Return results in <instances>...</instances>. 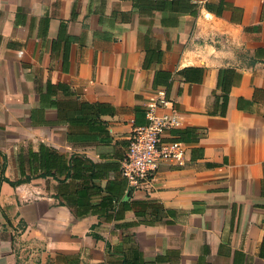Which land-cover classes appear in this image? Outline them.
I'll return each mask as SVG.
<instances>
[{"label":"crops","instance_id":"1","mask_svg":"<svg viewBox=\"0 0 264 264\" xmlns=\"http://www.w3.org/2000/svg\"><path fill=\"white\" fill-rule=\"evenodd\" d=\"M159 89L186 159L123 202ZM133 258L264 264V0H0V264Z\"/></svg>","mask_w":264,"mask_h":264},{"label":"built area","instance_id":"2","mask_svg":"<svg viewBox=\"0 0 264 264\" xmlns=\"http://www.w3.org/2000/svg\"><path fill=\"white\" fill-rule=\"evenodd\" d=\"M145 116L147 124L131 135L127 154L120 166L121 175L133 190L146 185L162 162L181 165L186 159V144L167 135L182 126V120L174 101L164 89L157 90L147 102Z\"/></svg>","mask_w":264,"mask_h":264},{"label":"trees","instance_id":"3","mask_svg":"<svg viewBox=\"0 0 264 264\" xmlns=\"http://www.w3.org/2000/svg\"><path fill=\"white\" fill-rule=\"evenodd\" d=\"M94 166H97L98 168H99V171H102V166H100V165H94ZM99 189H100V191H101V189L102 188H100V187H98ZM106 191L108 192V195H107V200H113V199H115V198H117L118 197V195H119V190H118V188L115 186V187H113V186H111V185H108L107 187H106ZM134 190L132 189V188H130L129 187V189H128V193H127V198L129 197V194H132V192H133ZM80 198L81 199H84L85 198V195L82 193L81 194V196H80ZM105 200V199H104ZM106 200V201H107ZM129 201V198L128 199H125V201H123V202H128ZM136 203H138V202H136ZM109 208H106L105 209V211L107 210L109 213H110V210H108ZM85 209L83 210V211H78L76 214H77V216H83L84 214H85ZM138 258H133L132 259V264H134L135 263V260H137Z\"/></svg>","mask_w":264,"mask_h":264}]
</instances>
